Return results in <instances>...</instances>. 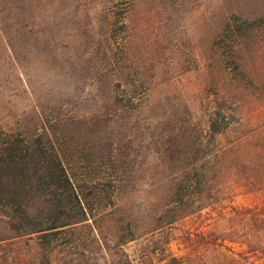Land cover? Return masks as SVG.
<instances>
[{
	"label": "rangeland",
	"instance_id": "374dc122",
	"mask_svg": "<svg viewBox=\"0 0 264 264\" xmlns=\"http://www.w3.org/2000/svg\"><path fill=\"white\" fill-rule=\"evenodd\" d=\"M263 87L264 0H0V176L42 216L38 196L67 195L61 159L89 216L52 237L54 264H117L128 218L168 207L192 164L231 197V141L262 123ZM7 223L0 240L37 252Z\"/></svg>",
	"mask_w": 264,
	"mask_h": 264
},
{
	"label": "trees",
	"instance_id": "16d2710c",
	"mask_svg": "<svg viewBox=\"0 0 264 264\" xmlns=\"http://www.w3.org/2000/svg\"><path fill=\"white\" fill-rule=\"evenodd\" d=\"M235 98L231 99L232 113L247 103L241 93ZM262 100L264 103V95ZM252 119V116L248 119L231 116V128ZM211 131L214 135L219 133L216 123ZM218 169L213 170L206 162L192 164L185 169V178L176 183L168 207L158 209L148 222L136 224L128 218L121 245L136 242V246L132 254L124 252L117 264H264V116L257 127L231 141V197L218 186ZM50 172L52 183H57L67 195L51 192L38 196L48 205L42 216L32 215L30 197L15 192L14 183L0 176V213L8 219L10 230L19 237L38 236L37 252L32 254L29 250V254L22 252L20 242L0 240V264H54L49 246L55 233L88 221L85 204L61 159L56 158ZM23 182L20 180V184ZM237 190L257 197L259 202L236 204ZM227 199H231V205H225ZM187 222H193L194 229L186 228ZM174 245L178 252L174 251Z\"/></svg>",
	"mask_w": 264,
	"mask_h": 264
}]
</instances>
